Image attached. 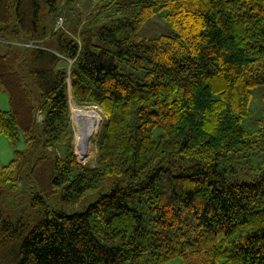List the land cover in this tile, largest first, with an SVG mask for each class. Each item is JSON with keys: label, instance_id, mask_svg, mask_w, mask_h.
Wrapping results in <instances>:
<instances>
[{"label": "trees", "instance_id": "obj_1", "mask_svg": "<svg viewBox=\"0 0 264 264\" xmlns=\"http://www.w3.org/2000/svg\"><path fill=\"white\" fill-rule=\"evenodd\" d=\"M163 8L175 33L141 36ZM39 12L0 0V186L34 192L26 220L0 212V264H264V109L241 125L264 85V0H151L67 29ZM68 80L107 117L95 167L73 151Z\"/></svg>", "mask_w": 264, "mask_h": 264}, {"label": "rangeland", "instance_id": "obj_2", "mask_svg": "<svg viewBox=\"0 0 264 264\" xmlns=\"http://www.w3.org/2000/svg\"><path fill=\"white\" fill-rule=\"evenodd\" d=\"M102 0H38L40 5V24H48L47 18L50 14L60 13L62 14V22L55 28L67 29V25L70 24L72 18L76 17L78 13L82 14L84 20H91L93 27H98L109 19L115 18V16H131L139 8L140 5L151 2V0H118V3L114 5L113 11H118L107 14L104 19L96 20L94 19L95 12H92V8ZM74 8V11H73ZM92 12V14H91ZM167 9L163 8L157 12L152 18L147 20L139 30V34L143 37L154 38L160 35H172L174 34V29L166 19ZM79 21L76 22L78 24ZM73 24V23H72ZM76 24L73 25L75 28ZM70 65V60L67 61ZM128 71L134 72L137 76H142L144 69H129ZM252 97L250 103L251 114L249 116L243 117L241 121L242 127L246 131H253L257 127V120L263 114L264 109V85L256 86L251 90ZM68 102H69V115H70V125L72 131V146L74 154L76 155L79 162L88 166L95 167L97 163L98 155V141L103 128V124L106 120V114L103 110L94 103H78L71 94L70 84L68 80ZM10 108L8 94L0 86V110H8ZM74 110H79L82 113L93 110L96 115V124L92 129L90 136L88 137V142L90 144V149L92 155L85 161H82L78 155L77 148L75 146V133L77 132V122L79 121L77 116H74ZM18 149H24V138L22 133H20V142L17 145ZM14 156V149L11 147L8 139L0 135V164L5 165L10 162ZM257 164V161H254ZM29 184H19L16 188H11L9 183L0 186V212L4 216H10L14 221L18 218L24 220L27 219L28 215H31L34 211L33 207L30 205L31 199L34 192L30 190ZM87 204V200L80 202L79 207H75L77 211H81L83 205ZM69 211H71L69 209ZM0 222V226H1ZM180 259L174 258L168 262V264H179Z\"/></svg>", "mask_w": 264, "mask_h": 264}, {"label": "bare ground", "instance_id": "obj_3", "mask_svg": "<svg viewBox=\"0 0 264 264\" xmlns=\"http://www.w3.org/2000/svg\"><path fill=\"white\" fill-rule=\"evenodd\" d=\"M74 116L82 117L81 121H76L78 130L75 133L74 142L80 159L85 161L92 155L88 137L96 124L97 118L93 110L85 113H82L79 110H74Z\"/></svg>", "mask_w": 264, "mask_h": 264}, {"label": "built area", "instance_id": "obj_4", "mask_svg": "<svg viewBox=\"0 0 264 264\" xmlns=\"http://www.w3.org/2000/svg\"><path fill=\"white\" fill-rule=\"evenodd\" d=\"M61 22H62V18H61V17H59V18H58V20H57V23H56V24H57V26H60V25H58V24H60Z\"/></svg>", "mask_w": 264, "mask_h": 264}, {"label": "water", "instance_id": "obj_5", "mask_svg": "<svg viewBox=\"0 0 264 264\" xmlns=\"http://www.w3.org/2000/svg\"><path fill=\"white\" fill-rule=\"evenodd\" d=\"M72 63V61H70V64ZM78 120L81 121L82 117L77 116Z\"/></svg>", "mask_w": 264, "mask_h": 264}]
</instances>
